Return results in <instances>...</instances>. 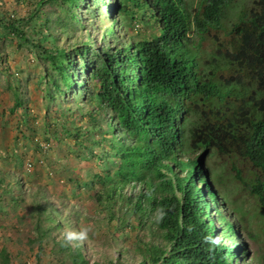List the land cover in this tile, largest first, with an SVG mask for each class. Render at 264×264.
Listing matches in <instances>:
<instances>
[{
	"label": "trees",
	"instance_id": "trees-1",
	"mask_svg": "<svg viewBox=\"0 0 264 264\" xmlns=\"http://www.w3.org/2000/svg\"><path fill=\"white\" fill-rule=\"evenodd\" d=\"M234 1L0 0V122L20 116L40 130L45 169L58 166L29 184L17 156L0 151V205L27 198L36 235L16 256L33 264H233L227 243L238 230L212 191L211 154L256 201L264 233V0L231 17ZM10 55L13 70L3 60ZM79 161L97 170L79 178ZM59 171L70 174V188ZM83 186L91 213L71 198ZM81 229L87 240L66 241ZM96 234L109 244L93 260ZM11 262L0 249V264Z\"/></svg>",
	"mask_w": 264,
	"mask_h": 264
},
{
	"label": "rangeland",
	"instance_id": "rangeland-1",
	"mask_svg": "<svg viewBox=\"0 0 264 264\" xmlns=\"http://www.w3.org/2000/svg\"><path fill=\"white\" fill-rule=\"evenodd\" d=\"M188 1L191 6L194 7L199 0ZM253 1L254 0H235L229 15L235 17L242 8L250 7ZM141 31H143V29L140 27L137 28L136 31H133L132 34L138 37ZM14 57L10 55L3 59L11 70L15 68L17 63ZM29 65L33 66L34 64L29 61ZM38 98L39 94H34L31 98L33 106H35L34 101L38 100ZM32 112L36 111L32 110ZM42 117L43 115L41 113L39 118L43 121L44 119H42ZM39 122L40 121L35 120L33 123ZM2 124L3 122H0V151H5L10 158L11 156H17V158L13 160L15 161L14 167L21 163L20 167L21 173L23 174L22 179L24 181H28L29 184H35L38 181L41 182L44 179L46 180L47 177L52 178L58 174V172H56L58 169L57 165L50 168V172H47L45 169L46 157L49 155V152L47 146L41 141L40 130H30L27 128L20 116H18V118L9 119V125H7V127L2 126ZM22 132L27 135L31 134L34 139L33 142L37 143L39 141L40 145L35 146L32 142L30 143L28 139H24ZM70 158H72L73 161L76 160L73 156ZM205 165L213 192L231 215L238 226L240 234L246 242L249 252L247 256L248 260L252 261L253 264H264V233L261 215L256 201L250 198L247 192L243 190L242 185L235 179L230 165L224 159L215 154H211L205 159ZM95 170L97 169L93 162L79 161L77 174L79 178L86 179ZM59 176L63 180L60 185L70 188L72 183L67 181L70 174L59 171ZM71 198L76 204H85L84 207L87 213H91V205L85 203L88 198V192L84 186L80 189L72 190ZM25 206L29 211V201L27 198H25L23 202L18 200L17 202L9 204L2 203L0 205V249H3L5 254L11 256V264H33V258L28 254H26L27 259L23 256H16L18 252L24 249V240L36 237L35 234L33 235L31 233L30 219H27L25 214ZM62 233H64L63 230ZM131 236L133 235L131 234ZM89 241L90 246L87 251L88 257L93 260L101 258L109 243H104L100 235L97 234L94 235V237L92 236ZM47 253L48 250L42 254L44 255V259L47 258L45 256ZM42 264H47L46 260H43Z\"/></svg>",
	"mask_w": 264,
	"mask_h": 264
},
{
	"label": "clouds",
	"instance_id": "clouds-1",
	"mask_svg": "<svg viewBox=\"0 0 264 264\" xmlns=\"http://www.w3.org/2000/svg\"><path fill=\"white\" fill-rule=\"evenodd\" d=\"M197 186L201 189L203 185L200 183H197ZM204 200L208 201L207 197ZM209 205H210V203H209ZM210 210H212V209H210ZM226 212L229 213L227 210H226ZM213 217L216 218V215H213ZM230 217H231V215H230ZM160 218H162V216ZM218 222H220V221H218ZM235 225H236V223H235ZM221 226H222V223H221ZM236 229L238 230V237H231V239L227 243L228 245H230L232 247V251L235 252L234 257L231 258V262L233 264H253L252 261L248 260V257H247L249 255L248 248H247L245 240L243 239L242 235L240 234L238 226ZM88 233H89V229H81L79 232L68 231L65 234V239L68 243H72L74 241L83 242V241L87 240ZM205 243H208L212 246H219L221 243V239L219 237L213 238L212 236H207V237H205Z\"/></svg>",
	"mask_w": 264,
	"mask_h": 264
}]
</instances>
